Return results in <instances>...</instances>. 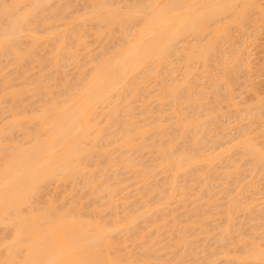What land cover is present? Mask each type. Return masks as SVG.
I'll use <instances>...</instances> for the list:
<instances>
[{"label": "bare ground", "instance_id": "bare-ground-1", "mask_svg": "<svg viewBox=\"0 0 264 264\" xmlns=\"http://www.w3.org/2000/svg\"><path fill=\"white\" fill-rule=\"evenodd\" d=\"M80 1L82 3L85 2V4L87 5L82 4ZM80 1L77 2H80L83 5V7L81 6L82 7L81 9H77L79 8L80 3H78L77 5L76 0H0V106L2 107V104L4 106L5 100L9 102L8 105H10L11 103V106H8L9 107L8 111H6L7 113H9L10 110L11 113H9L5 119L3 118V120H1L2 123L0 122V264H150V263H154L153 261L155 257L153 258V256L156 255V253L158 255L162 254L163 252L160 253V249L161 251H164L163 246L160 247V244H162L160 241H159L160 243L159 242L156 243V245L159 243V245L157 246L153 243L154 241L155 242L157 241V238L153 240V236H152V242H150L151 240L149 236L150 233L152 232H149L147 230L148 228L150 230L151 228H153L151 226V222H154L152 223L153 226H155V223L157 224V226H155L154 228L158 230L161 227H163V226H159L158 228V223H159L158 219L160 218L159 217L160 214L159 212H157L159 209L157 208V205L159 206L161 203H165V200L168 201V199L171 202L173 199L177 197L175 196V194L179 190H181L179 192H182L180 193V195L181 198H183L182 195L183 191L186 192L189 189L191 191L192 188L190 187H192V185L189 184L193 183L192 182L193 180L194 181L196 180L193 178L196 176L195 172L197 170H198V177H195L198 178L197 180H199V177L201 180V178L206 176V173L210 172L211 170L212 172L210 173L211 175L213 174V176H217L214 174L218 173L217 170L219 168L220 170L223 168L222 171L227 170L226 174L224 171L219 172V175L220 176L222 175V177L225 178V179L222 178L223 180H225V182L223 181L225 184L224 183L223 184L226 185L227 187L228 185L229 187L231 186V188L228 187L229 189L226 188V191L228 190V193L224 191L223 192L229 196V193L231 195H234L233 192L237 191L238 189L237 194L236 192L234 193L238 195L240 193L239 191H241V195L239 194L241 198V202L245 200V198L243 200L241 197L244 196L242 195V192L246 193L245 192L246 190L248 191V189L249 190L252 189V185H250L251 184L250 181H248L247 182L248 184H246L241 182V179L243 178L249 179L248 177L250 176H253L254 178V176L256 174H259L260 172H261L260 174H262L263 176L264 173V92L263 91H262L263 93L259 92L260 95L259 93L258 94L256 93L257 94L256 96L255 94H252L253 96H255V98L254 97L250 98L251 97L250 96L249 97L250 100L247 99L244 101L242 100L243 99L242 98L241 99L242 103H237L239 101L236 102L235 99L238 98V97L235 98L236 94L235 96H233V86L234 88L236 87L237 82H239L242 79L241 78L243 76L242 74H244L243 71H241V69L243 68L249 69L246 67L251 64V62L248 60V58H250L248 57L250 56V54H248L249 53L248 47L250 46L249 44L252 41L253 42L256 41L257 37L259 38L258 36L259 33L264 30V0H80ZM249 29L250 30L253 29L252 32H248ZM232 30L236 32L239 36L238 35L234 36V34L236 33L232 32ZM248 33H249V37H248ZM263 33L262 35H260L262 36L261 39H264ZM115 34H118V37H115L116 36ZM244 38L246 40L249 39L248 40V42L250 41L249 44L247 43V41L243 40ZM258 40L260 39H257V42ZM262 43L263 42L260 41V44ZM90 44L91 45L95 44L96 46H98L97 47L98 50L97 48H95L97 53H95L94 55H90L91 50H88L89 49L88 46H91ZM224 45H226L227 47L225 46L226 47L225 48ZM253 45H255V43ZM29 63H33V64L35 63V66L33 64L32 65L35 67L34 70L36 71H33V68H31L33 67L32 65L31 67L28 66L30 65ZM71 66L72 67L75 66V67L72 68ZM68 67H70V69ZM76 67L79 69L77 71L78 75L77 77H75V75L77 74L75 72L74 78L70 79V76L73 75L71 74L69 76L66 69L68 68L69 70H71L72 68L71 71H73V69ZM21 68L24 69L21 70ZM31 70L32 73L29 74V71ZM214 71L215 72L217 71V73H214ZM245 71L246 70H244V72ZM249 72L250 71H247V73L245 74L249 75L248 74ZM62 73H64V77ZM60 74H62V76H59ZM200 74L203 75V77ZM13 75L18 76L16 78L17 79L19 78L21 80L19 84L17 83L19 80L16 82L17 84H15L14 82H13L14 84L13 83L11 84V82L14 79L11 78V76ZM197 76L199 77V79L201 78L204 79L206 77L207 80L204 79V81L206 80L207 82L206 81L204 82L202 80L203 84L206 83L204 84V86L201 84L198 85V83L202 81L196 79ZM246 76H243L244 80ZM166 77L167 78L170 77V80H167ZM251 77L253 78V76ZM16 78L15 81L17 80ZM248 78L245 81L241 80V83L244 82L243 85L241 86H244V88H245V83L246 84L252 83L251 81L252 79L250 80L251 82H248L249 81ZM195 80H198L199 82ZM152 81L155 85L153 83H151L150 85V82ZM152 84L153 87L156 86L155 88H157L156 91L154 88V95H152L153 93ZM149 86L151 87L149 88ZM241 86L240 88H242ZM253 86L250 85L249 88L247 87L246 88L249 90L250 89L252 90L254 88L255 90V87L256 88L257 86L258 88L260 87L259 85L257 86L253 85ZM145 90L146 93L147 90L148 92L150 91L151 92V93L149 92L150 95L147 94L146 96ZM243 91L244 90H242V92ZM248 91L246 94H248ZM255 91L253 92L255 93ZM143 92L145 93V95H140V94H144ZM151 96L152 98H150ZM137 99L138 100L140 99L142 101V105L144 104L145 106L144 109L139 110L140 107H142V105H140L139 107L134 105L140 102V101L137 102ZM151 99L153 100V102ZM197 101L198 103L196 104ZM18 102L21 104L27 102V104L25 108L24 105H22L24 108V109L22 108L23 109L22 111H19L20 108L19 109L17 108L19 112H16L17 111L16 104ZM148 102L151 103L147 105ZM153 103H155L157 106L155 104L153 106L152 105ZM132 105H134L135 107H133ZM32 106L33 108L30 109ZM147 106L148 107L150 106L149 107L150 109H148ZM152 106L154 108L156 107V110H158L156 111L155 109H153L157 113L158 117L151 120L150 118L153 117L152 115L155 116L156 114L155 112H154L155 114H152L153 112L152 113L150 112L151 108H153ZM225 107H227V109L230 108V110L225 111L226 109ZM231 107L234 108L235 111L234 110L232 111ZM137 109L139 111H137ZM188 109L189 110L191 109L192 111L190 110L189 112ZM135 110L137 112H140L137 113L138 115L142 116L140 118L145 117V115L143 116V114L147 112L146 115L147 118L142 120H137L136 118L139 119V116H137V114L134 113ZM185 110L188 112V115ZM223 110L225 112H223ZM230 111H232L233 113L232 117H235V119L232 120L233 122H230L229 125V121H230L229 119H233V118L227 117L228 119L227 118L226 119L228 120V125L227 124L225 125L226 121H224L225 123L222 122L223 120L219 121L221 120L220 117L222 119L225 118L224 115L226 112L228 113V114L226 113V116L228 115L231 116ZM6 112L3 113L6 114ZM185 112H186L185 115L186 117H182V115L184 116ZM148 113L149 115L152 114L150 115V118L148 117L149 116ZM244 121L246 122L244 123ZM219 122H222L223 124ZM234 122L235 123L237 122L236 129L235 127L233 129L229 127L231 126V123ZM29 124L30 126H27ZM219 125L221 127L222 126L229 127V129L227 128L229 131L223 127L221 128V130L224 131L226 129L224 132L227 133L231 132L232 134L229 133L231 134V136H233V133L235 132L236 134V135L234 134L235 137L233 136L232 138L229 134L225 133L227 136L225 134L224 136H226L227 138L228 136H230V138H228V140L226 139V142H224L225 137L221 136L220 139L219 134L216 135L217 133L215 131H214L215 133L214 132L212 133L211 131H213L212 130L213 128L214 130H216L217 128L220 129ZM215 126L218 127H216L215 129ZM232 130H236V131L233 132ZM19 131H21V133ZM16 132L17 133L19 132L22 135L18 137L16 136V139H13L11 136L13 133ZM19 133L17 135H20ZM211 134L213 136H211ZM214 134L215 137L219 136L217 137V140H215L216 138L214 137ZM212 139L215 140V142L213 141L214 144L218 143L219 148H217L216 146L213 147L214 149L217 148L219 150V153H217L218 150H214V151L210 150L214 154L207 153L209 152V150L207 151V148L209 149L212 146L211 147H205V146L206 144L208 145L209 143L211 144ZM219 139L220 141H218ZM155 140L157 142H154ZM216 141L218 142L216 143ZM7 142L9 144H7ZM203 148H205L206 150H204ZM140 150H142V152H140ZM144 150H150L148 151V153L152 154L154 158L149 160L150 159V155H149L148 157L149 159H147L146 161L145 158L148 155L147 152H145L146 153L145 157L142 155L143 156L142 159L139 158L140 162L144 160L145 164L143 162L140 163L139 161H137L138 157L140 156V153L144 154L143 153ZM138 151L139 153H136ZM112 152H114L113 154H115L116 152L118 154L119 152V154L118 155L116 154V157H114ZM130 152H132V154L134 155L138 154V157L136 156L137 158H133L132 157L133 155L130 154ZM128 154H130L131 156L130 155L128 156ZM234 156H236L235 159ZM220 158L223 160V162L217 165L218 163L216 161H219ZM119 159L121 160L118 161ZM115 160H117V162ZM134 160L137 161L138 164L134 163L135 162ZM226 160H233L230 161L231 164L233 162V164L231 165L232 167L230 166V163L228 164L229 161L227 162V166L223 164L224 162L226 163ZM148 161L149 162L152 161V164L149 163ZM146 162H148L151 165H149L148 163L146 164ZM240 162H243L242 164L243 166L239 165ZM121 163H123L125 166L127 165L128 166L127 168L130 169V172H131V168L133 171L134 167L136 168V169L134 168L136 173L138 171L137 175H139L138 177L139 179L136 177L137 175L135 171H133L135 175L132 176L134 174L132 172V175L130 176L131 178L129 177L127 179V183L130 181L129 179L133 180L134 178H137L138 180L136 179L134 180L136 182L133 181L134 184L140 183L138 185H142V184L144 185L145 182H147V180L149 182L151 178H154V181L151 180V182H155L157 180L155 178L160 177L157 175H161L163 173L168 174V172L171 173V175L170 174L167 175V178L165 177L167 180L165 178L160 179L162 181L160 183L163 184L158 183V181L160 180L156 181L154 183L155 185H153L150 182L152 184L151 187H149L148 185L149 183H147L148 186L145 184L147 186V190L140 191L142 193L144 192L147 193V195L145 193L146 196L144 199L142 198L144 194L142 196L138 194L139 198H142L145 201V199H147L152 193V190L156 191L155 194H157V196L155 195L154 199H151L153 198L154 193L151 194L150 199L153 201L150 200L149 202H157V201L160 202L159 204L158 203L152 204V207L149 202H146L147 204H145L146 207L147 205H150L149 207L151 211L153 210V207L157 208L156 209L157 211L155 210V208L153 210L154 213L157 212V216L154 213H151L149 211L150 209L147 210V212L149 211L151 214L150 215L148 212L150 216L148 218L150 219L148 220L147 218L148 224L151 227H146L147 232L146 230H144L146 233L143 234L142 232L143 230L138 229L140 227V224L134 221L137 220L139 216H142L144 211L146 212V210L143 209V207H139L142 206V204L138 206L139 208L137 207L140 200L139 199H138L139 201L136 200L138 201V204L136 202L131 201L132 203H135L138 209H143V211H139L138 209H136V211H139L137 215H139V213L142 212V214H140L138 217H136L137 216L136 212L135 213L132 212L131 213L132 215L130 214V212L133 211V209L135 210L136 208L134 204H132L131 202L130 203L133 209H131L130 211L129 208L132 207H129L127 212L128 211L130 212L128 213L125 212L126 209L124 210V212L129 216L128 217L124 215L125 216V218H123L124 222L130 220L129 224L127 223V226H130L131 223H132L131 226H133L130 227L129 229L131 230L133 229L134 231L135 229L139 230L138 232L137 231L134 232L135 238L131 237L133 238L132 241L134 239H137V241L138 239L144 241L145 240L144 238L148 237L149 239L146 238L147 240L146 243L148 245L152 243L156 246L155 247L149 245L148 247L147 244L145 245V243L139 241V243L142 242L146 246L145 249H143L144 245L140 244V249L145 251V253L148 250H151L148 252V254L150 255L152 254V256L148 257V259L153 258L152 259L153 261L150 259L152 262L150 260H147V257L144 256L139 257L140 258L138 259L139 262L136 260L135 257L133 258L131 256H128V254L130 253L134 254L132 256H136L137 253L139 255L140 252H143L140 249L137 250V248H135L137 250V253L135 252L133 245L135 242H137L136 240L134 243H132L131 241V246L134 251L131 250V247L130 248L128 247L129 252L128 251L126 252L128 248H126L125 251L119 250V246L120 249H122L123 247L121 245H125L126 243L130 244V242L128 239L129 235H126L127 241L125 240L126 237L125 239H122L126 241L125 244H123L124 242L121 240L120 241L123 243L119 242L120 243L119 245L117 244V242H115L118 239V237L115 236V234L119 233V230L126 232L128 229H126L125 231V228L121 223L123 222L121 218L123 216L120 217L121 211L120 209H115L113 204L112 206L110 205L111 207H113V209H111L113 211L112 212L110 211L112 216L111 214L109 215L107 214V216L110 218H106L107 216L105 215L103 221L105 219L109 220L113 218L114 210L120 211L117 217L115 215L116 212H114L115 213L114 215L116 218L119 219L120 217L121 219L120 220L116 218L115 220L111 219L112 221L109 222L110 224L109 225L108 223L106 224L105 221L104 223H102L103 222L102 220L100 221L102 217L101 218L99 217L100 218L99 219L98 218L99 215H97V212L98 214L101 215L103 209L106 210L107 209L106 207H109L110 209V206H106L104 204L106 207L102 209L100 208L102 207V205H100L99 208H96L97 210H95V208L94 209L90 208L91 212H89V207H88L86 208V210H88L89 214H85L83 212L85 214L84 215L82 213L84 206L86 205V203L85 205H83V203L84 201L87 202V200H83V199H85V196H89V194H86L87 190L84 191V193L83 191L81 192V194L82 193L84 194L81 195L80 198L83 201V203L79 202L80 199L78 200V204H75V201L69 203L68 200L69 204H72L73 202L74 204L67 206L68 203H66L65 204L66 207H61L64 205H61V203H59L60 204L59 205L57 203L59 201L55 200L56 197L54 198V195L52 196L53 193L50 194L47 192L48 195L50 194V197H48L49 199L47 201H45V199L47 198L48 195L46 194L43 195V193H46L45 191L46 186L50 187L47 184L48 183L50 184L51 181H54V184L56 183L55 185H58L57 183L61 182L62 186L64 185V183H70L69 187L67 186V188H69V191L71 189H74L72 191L73 193L69 192L74 194L75 190L80 189V187L76 186L77 180L83 178V180L85 181V185L90 186L87 187L89 188L88 189L89 191L92 190V188L93 189L95 188L96 189L95 193H99V194L105 193L104 195L107 196L106 199V196L104 197L103 195H101L102 197H99L98 194V199H97L96 198L97 195H95V193L92 194V191H90L91 193L88 191L90 193V196L93 195L92 196L93 201H94L93 197L100 201H102L105 198L106 200H103L104 202L107 201L108 204H111V202L114 203V200L117 198H114L113 196L116 195L117 193H119L118 195H120L122 192L125 191L126 188L129 187L128 185H126L125 187L121 185V184H125L122 183V181L125 182L126 179L125 177L124 179L122 177L120 180L117 179V177L121 175L117 173L118 172L117 169L119 168V167L117 168V166H120ZM128 163L132 167H129ZM220 164H222L221 165L222 168L218 167L220 166ZM236 164H238L239 166ZM196 165L199 168L197 169L194 168V166ZM241 166L244 169H246L245 167L247 166L249 167V169L240 170ZM225 167L226 168L228 167V169L233 168V171L229 170L231 171L229 172L228 169H226ZM123 168L120 166L119 172L121 170H124ZM127 168L125 167V170H127ZM193 169L196 170L194 173L193 171L191 173V170ZM209 169L211 170L209 171ZM214 169L215 171H213ZM200 170L204 171L202 172V174L206 172L204 176L202 174L201 176H199ZM241 171L242 172L244 171L245 173H249L250 175L246 174L248 176H245L244 172L240 174ZM121 172L124 173V175L128 174V173L125 174V172L123 171ZM184 172L186 173L184 174ZM189 172L191 174H195V176L193 175V177L190 178V180H188L191 183L187 181V177L191 175ZM187 173H189L188 176L186 175ZM209 174H207V176ZM238 174L239 176L241 175L242 177L239 176L236 177V175ZM115 175L117 177H115ZM179 175L181 177H179ZM207 176L206 178H202L203 182L205 181L204 179L207 180ZM213 176H210L209 180L212 179L213 181L216 182L217 178L215 177L216 179H213ZM257 176H255V178ZM183 177H186V179L185 178L183 179ZM228 177L231 178V180ZM234 177L235 179L232 180V178ZM227 178L229 180H227ZM253 178H251L250 180L252 181ZM112 179L116 180V182L119 181L121 184L120 183L116 184V182L112 183L113 182ZM164 179L166 181H164ZM178 179L180 181L181 179L184 180V184L183 185L180 184L182 185L181 187L183 190L177 189L179 186L178 183H182V181L180 182ZM238 179H240V181ZM246 179H243V181H245ZM177 180L179 182H177ZM185 180L187 183H185ZM200 180L199 182H197L198 184L196 182L195 183L197 184V186H200V187H196L199 188L198 191L202 190V192H206V191L207 193H209V191L211 192L212 189L210 188L212 186L214 187L215 186L214 184H217L215 182H212L211 180L210 182H212L211 184L213 185L208 186L209 182L203 183ZM81 181L82 180L78 182L80 183ZM84 181H83V188L85 186ZM257 181L259 182V180ZM75 182L76 184L74 185ZM95 182H98V184L96 185ZM231 182L234 184V186H232ZM235 182L238 185H236ZM52 183L50 185H53ZM79 183L78 185L81 186L82 189V184ZM156 183L160 184V187L158 186L159 188L156 186ZM202 183L203 184L206 183L207 184L206 187L202 186L203 185ZM242 183L243 185H240ZM71 184H73L74 188L70 189ZM119 184L122 187L119 186ZM185 184L186 186H188L187 188L189 189H187L186 186H184ZM166 185L168 189H164ZM235 185L237 187L232 189V187H235ZM153 186L155 187V190L154 188L152 189ZM63 187L65 189L66 185H64ZM75 187H77L78 189H75ZM145 187L143 188L142 186H139V188H143L144 190ZM181 187L179 186V188ZM203 187L204 189L207 188L205 189L206 191H203ZM139 188L137 190H142ZM244 188H246V190ZM64 189L62 188V190ZM148 189L150 190L151 193H149ZM230 190L231 191L233 190V192H231ZM195 191L197 190L195 189ZM256 191L257 189L255 190V192ZM78 192L80 193V191ZM179 192L177 193L178 196H180ZM196 193H192L191 195L193 194L196 195ZM261 193L263 192L261 191ZM41 194L43 197L44 196L45 197L44 198L41 197ZM185 194L187 195V193ZM185 194L184 196H186ZM123 195L121 196L120 199L118 197V199L122 201L123 199L127 200L126 193H125L126 198L122 199V197H124ZM172 195L174 196V198L171 200ZM205 195L206 193H204L203 198L205 197L208 198L209 196L210 199L211 195L209 194L206 196ZM231 195L229 197L227 196L228 200L229 199L230 200L229 201L226 200V201L229 203L223 201L226 203L224 205H228L230 207L229 208L228 206H226L229 209L228 210L223 205L222 207H224L225 210L227 211V212L224 211V213L227 214L229 211L233 212L234 206H237L235 207L234 211L240 208L239 210L240 213L242 211L241 208L243 203H240V201L238 200L240 199L239 196L235 195L238 198L236 199L235 196L230 198ZM60 196L62 198V194ZM83 196L84 198L82 199ZM197 196L200 195L197 194L194 197ZM212 196H211V201H212ZM216 196L217 195L215 194V197ZM219 196L220 195L218 193V197ZM188 197H190V194L188 195ZM227 197L225 198L223 195V198L227 199ZM41 198L44 199L45 202L42 201ZM61 198L58 197V200H60V202L63 199ZM112 198L114 199L112 200ZM161 198L164 199V202L159 200ZM223 198L221 200L220 198L218 199L222 201ZM155 199L157 201H154ZM180 199L177 200L181 201ZM197 199H199V197H197ZM197 199L195 200L193 199V200L197 201ZM260 199L262 200L263 198L261 197ZM119 200L118 203L120 202ZM186 200L187 198L184 201ZM254 200H252V202ZM257 200L259 199L256 198V201ZM100 201H98V203H100ZM167 201H166V207H168ZM194 201L191 202L193 203ZM237 201H239V203H236ZM104 202L101 203L103 204ZM209 202L207 201L206 203L208 204ZM212 202L214 203V201ZM88 203H90V201ZM175 203L176 202L174 201L173 204ZM244 203L246 202L244 201ZM95 204L92 205L95 206ZM155 204L156 206H153ZM250 204L252 205V203ZM92 205L90 207H92ZM117 205H115L116 208ZM216 205L214 206L217 207ZM232 205H234L233 208ZM143 206H144V202H143ZM193 206H196V204L195 205L193 204ZM219 206L221 205H218V207ZM246 206L247 205H244L245 208H242L243 210L245 209L244 211L248 210L250 212V210L251 211L256 210L257 208L256 209L252 208V207L255 208V206L256 207L258 206L259 209H262L259 207L261 206L259 204L253 205L250 208H249L250 205L248 204L249 209L247 210H246L247 208ZM183 207L184 205L181 206V208L179 209H183ZM200 208H202L201 204L199 209ZM98 210L101 213H99ZM161 210H164V208L161 207L160 209V213L162 217ZM167 210L168 209L166 208V211ZM169 211H171V208ZM175 211H176V207L175 210L173 211L174 216H176ZM248 211H247L248 214L246 213V215L247 217L248 215L250 216L247 218V220H245L246 222L253 220L255 216L251 217V215H255L254 213H257V212H252V214L251 213L249 214ZM261 211L262 210L258 212L260 213ZM204 212L202 211V213L200 212L198 214L197 211L196 213H192V215L198 214L200 216V214L203 215ZM237 212H234L232 214L235 213L237 214ZM168 213L170 214V212ZM206 213H208V215L209 214L211 215L212 212L211 213L205 212L204 215L207 218L208 215ZM169 214L167 215V218L165 217L164 222L169 218L170 216ZM232 214L228 213L227 218L226 216L223 217V219L226 218L224 220L227 221V227L224 224L226 221L222 223V227L224 226L223 228H221V223L219 224V226L216 223L217 231L219 229L218 234L216 233L217 231L215 229L216 235H219L220 233H221L220 235H222V233H224L222 235L223 239L221 238L222 240H224L223 245L226 244L227 239L229 238L231 239L230 237L231 233H233L234 231L237 233L239 231L238 228L239 221L237 222L238 224L232 223L237 221V219L239 218L238 216L239 214L237 216L236 215L233 216ZM154 215H155V221L154 218H152V216L154 217ZM147 216L145 215V218ZM181 216L178 217L181 218ZM156 217H158L157 220ZM190 217H188L189 222L191 219H197V222L196 220H192L190 223H188V226L189 224H191V226L194 227L191 228L189 226L187 227V229L185 228L184 229L185 232L189 230V228L190 230L191 229L193 230L197 227L199 228L200 226L201 230L198 229L197 231L195 229V232L196 233L201 232L202 234H204L207 233L206 231L208 230H206L205 232H203V230L209 229V226H211V224L213 226V223L209 224L212 220L210 221L209 219L210 222L205 223V221L208 220L205 218L206 220L204 219L205 221L202 222H204L205 224H209V226H205V228L202 226L204 228L203 229L201 227V221H200L203 220V218L199 219L197 218V215H195V218H193L194 216L191 218ZM260 217L261 219L263 218L264 220V215L263 217L259 216V218ZM145 218H143L144 220L142 219L139 220L147 222ZM171 218L173 219V217ZM216 218L214 217L213 219L215 220ZM257 218H258V214L257 217H255L254 219L259 220V218L258 219ZM151 219L152 221H150ZM179 219L178 220L175 219V220L176 222L178 221V223L181 224L182 226V221L180 223ZM108 220L106 222H108ZM133 221L135 222L136 226H138L137 228H134L135 226L133 224ZM166 222L169 221L167 220ZM183 222H185L184 224H186L187 221H183ZM173 223L174 224H172V227L175 226V221ZM178 223L176 224V228H178L179 226ZM231 223L233 228H234V224L235 226L237 225L238 231L236 228L234 230L232 227H231L232 229L230 228L231 231H229V227L231 226ZM254 223L255 222L253 221L252 224L253 230H255L257 226V224L256 226H254ZM168 224H165V226H168ZM196 224H198V226H196ZM186 226L183 225L181 231ZM240 226H242V224H240ZM259 226H261V224H259ZM122 227L124 230L121 229ZM172 227L171 229H169V231L176 229V228L172 229ZM242 227H240V231L242 230L243 232ZM154 228L152 229L153 231L152 234H154L155 232ZM261 228L263 227L261 226ZM248 229L250 230V227H248ZM192 230L188 231V233L192 232ZM221 230L222 232H220ZM121 231L120 233H122ZM173 231H174L173 233L176 234L175 230ZM178 231L180 230L176 229L177 234ZM246 231L248 230L246 229ZM257 231H259V229ZM260 231L264 232L263 230ZM129 232L131 233V235L133 234L132 233L133 231L131 232L130 230H128V234ZM136 232L137 233L142 232L140 234H142L143 236L140 234L138 236H142L144 240L142 239V237L139 238L136 235ZM182 232L184 233V231ZM193 232L191 235L189 233L188 237L185 235L184 237H181L180 234L178 235L176 234L177 236L173 235L175 236V238L177 237L181 238V240L178 239L181 242L180 245L178 243L179 241L177 242V239L175 241L178 243L179 247L182 245L181 246L183 247L182 251L184 249V246L187 248L186 246L187 242L189 244V245L187 244L189 247L190 243L199 241L197 240V241L189 242V240H193V237L194 239H196L197 237L195 236L201 234V233L199 234L197 233L196 235V233H194L195 234L194 235ZM120 233L118 234L119 238L121 235ZM148 233L149 236L146 235ZM164 233L165 235L167 234V232ZM211 233L212 232H210V235ZM171 234L170 237L168 238V241L171 237L173 238ZM239 234L242 233L239 232ZM123 235L125 236V234L122 233L121 238H124ZM181 235L183 236V234ZM207 235L209 236L208 233ZM224 235L226 238H224ZM234 235H232V238ZM254 235L257 236L258 233ZM159 236H161V234ZM159 236L157 237L159 239L160 238L162 239V237ZM191 236L192 239H190ZM241 236L242 235H240L239 237ZM243 236L245 237L246 235ZM186 237L189 240L187 241V239H185L186 241H183L184 240L183 238ZM211 237L213 239V236ZM163 238L167 239V236ZM246 238L248 239V237ZM261 239L263 241L259 242L260 236H258L257 238L254 239L256 240V242L254 241L250 244L247 245L245 244L246 246H248V249L244 251L242 250L243 253L242 251L240 252L242 254L239 255L242 256L239 255L237 257L233 256L236 258V260L235 259L234 260L236 262L239 261V264H264V236H262ZM204 240H207V238ZM239 241L237 242L240 245L242 243L244 244L243 238L242 240L240 239ZM202 242H204L205 244V241ZM237 242H235L236 245L238 244ZM139 243H137L136 246H138ZM165 243L166 241L164 242V244ZM173 243L174 242L172 241V247L171 245L170 246L166 245L165 247H169V248L171 247L172 249L174 248ZM177 243L176 245L174 244V246H177ZM215 243L216 241L214 242V244ZM217 244H218V240H217ZM197 245H200V243ZM208 246L206 245V247ZM147 247L148 249H146ZM152 247L154 248V251L152 250L153 249ZM193 247L196 248L197 246L194 245ZM193 247L191 244V248ZM211 247L212 245L209 248ZM156 248L159 250V252L157 250V252L154 253L156 251ZM186 248L184 250V255L192 254L193 256L194 254H196V257H194L195 256L194 255L193 258L198 259L197 253H195L196 250L198 249H191L189 247L191 253L189 252V248H187L189 252L188 254L185 253L187 252ZM237 248H239V246H237ZM176 249L174 248L172 250H176ZM199 249H201V247H199ZM212 249L211 250L207 249V250H209L210 252L214 250L216 251V249L214 250ZM192 250H195V252H192ZM215 251L213 252L215 253V256L213 257L211 255V258L215 259V257H217L216 252H218V250L216 252ZM226 251L227 248L222 249V251H219L217 255H224ZM123 252H126L127 254L124 253L126 254L124 256L122 255ZM179 252L178 255H176L179 257V259L175 255L174 256L176 259L172 258L173 261L175 262V263L173 262L174 264H176L178 260L179 262L181 261L183 262L184 259H186V257L183 259L184 257L183 252L182 253L180 252V254L182 255H179ZM227 252L230 253L229 251ZM199 253L201 254L203 252H199ZM169 255L171 256L172 254ZM203 256L205 257L206 255ZM181 257L183 260L181 259ZM206 257H210V254ZM227 257L229 256L227 255L226 258ZM156 258L155 261L158 260L157 261L158 264L161 263L173 264L171 263L172 260H169L168 257H167L168 260L167 261L165 260V263L163 262L164 258L163 260L160 258L162 262H160L161 260L158 259L159 256L157 259ZM214 259H212L213 261L212 260L208 261L209 258H207L206 263L214 264L215 261L217 263L220 261L219 260L220 258L218 260L216 259L214 260ZM225 261L223 262L226 264L227 261L226 262ZM179 262L177 264H179ZM184 262L182 264H185ZM188 262L187 264H191L192 260L190 263ZM194 263L198 264L195 261L193 262V264ZM206 263L204 262L201 264H206Z\"/></svg>", "mask_w": 264, "mask_h": 264}, {"label": "rangeland", "instance_id": "rangeland-1", "mask_svg": "<svg viewBox=\"0 0 264 264\" xmlns=\"http://www.w3.org/2000/svg\"><path fill=\"white\" fill-rule=\"evenodd\" d=\"M77 1H80V0H76V2H77ZM80 2H81V1H80ZM80 2H77V5H78V3H80ZM81 3H82V2H81ZM81 3L79 4V8H77V9H81V8L83 7L82 4L87 5V4H85V2L82 3V4H81ZM81 6H82V7H81ZM84 7H85V6H84ZM75 8H76V7H75ZM252 30H253V29H252ZM252 30L249 29L248 32H252ZM263 31H264V30H263ZM263 31H261V32L263 33ZM232 32H234V31L232 30ZM261 32H260L259 35H258L259 38L257 37V39H260V40H258V42H257V39H256V41H254V42L252 41L253 44L255 43V45H253L252 42H250V41H249V42H250V44H249V42H248L249 39H247V40H246L245 38L243 39L244 41H247V43L250 45L249 47H251V48L248 47V51H249L248 54H250V56H248V57H250V58L252 57V58H251V59L248 58V60L251 62V64H250L249 66H247L246 68H249V69H245V68H243V69H241V71H243V73H244V74H242L243 76H246L247 74H245V73H247V71H250V72L248 73L249 75H247V76L245 77V80H246V79L248 78V76H249V78H248L249 81H248V80H247V81H248V82H251V81H252L253 84H252V83H247V84H248V86H247V84L245 83V88H244V86H241V85H243V83H244V82L241 83V80H244V77L242 76V77H241L242 79H241V78H240L241 80L239 79V80H240L239 82H240L241 84H240L239 82H237L236 87L234 88V86H233V96H235V94H236V97H235V98H237V97H238V98L235 99V100H236V102L239 101V102H237V103H242V102H241V99H242V98H243L242 100H244V101L247 100V99L250 100V98H253V97L255 98V96H256L259 92H261V93L264 92V72H262V71H264V41H263L264 39H261V38H262V36H260V35H262ZM234 33H236V32H234ZM234 33H233V34H234ZM246 34H247V33H246ZM115 35H116L115 37H118V34H115ZM235 35H238V34L236 33V34H234V36H235ZM238 36H239V35H238ZM263 36H264V33H263ZM236 37H237V36H236ZM246 37H247V36H246ZM248 37H249V33H248ZM250 40H251V39H250ZM252 40H253V39H252ZM260 41L263 42V43H262L263 45L260 44ZM256 42H257V43H256ZM251 44H252L253 47L251 46ZM259 44H260L261 46H260ZM90 45H91V44H90ZM94 45H95V44H92L91 46H88V48H89L88 50H91V52H90L91 54H90V55H94L95 53H97L95 48H97L98 46L95 45V46H96V47H95ZM97 45H98V44H97ZM258 45H259V46H258ZM92 46H93V47H92ZM225 46H226V45H224V47H225ZM256 46H257V47H256ZM90 47H91V49H90ZM226 47H227V46H226ZM226 47H225V48H226ZM254 47H255V48H254ZM252 48H253V49H252ZM259 48H260V49H259ZM92 49H93V50H92ZM254 49H255V50H254ZM94 50H95V51H94ZM97 50H98V48H97ZM251 50H252V51H251ZM250 51H251L252 53H254V54H252ZM261 51H262V52H261ZM256 53H257V54H256ZM260 53H261L262 55H261ZM252 55H253L254 57H253ZM255 55H257V56H255ZM256 60H257V61H256ZM259 60H260V61H259ZM253 61H255V62H253ZM29 64H30V65H28V66L31 67V65H32L33 63H29ZM255 64H256V65H255ZM261 64H263V65H261ZM33 65L35 66V63H34ZM33 65H32V66H33ZM34 66L31 67V68H33V71H36V70H34V68H35ZM71 67H72V66H71ZM73 67H75V66H73ZM73 67H72V68H73ZM68 68L70 69V67H68ZM68 68L66 69L68 75H69V76H70L71 74L73 75V76H70V79H71V78H74L75 72L77 73V74L75 75V77H77V75H78V72H77V71H78L79 69L76 67V68L73 69V71H71L72 68H71V70H69ZM22 69H24V68H21V70H22ZM75 69H76V70H75ZM261 69H262V70H261ZM244 70H246V71L244 72ZM260 71H261V72H260ZM70 72H72V73H70ZM31 73H32V70L29 71V74H31ZM214 73H217V71H216V72L214 71ZM241 73H242V72H241ZM241 73H240V76H241ZM251 73H252V74H251ZM62 74H63V77H64V73H62ZM62 74H60L59 76H62ZM178 74H179V72H178ZM260 74H261V75H260ZM66 75H67V74H66ZM68 75H67V76H68ZM176 75H177V73H176ZM200 75H201V74H200ZM201 76L203 77V75H201ZM251 76H253V78H252ZM254 76H255V77H254ZM259 76H260V77H259ZM16 77H18V76H14V75L11 76V78H14L13 81L11 82V84H12L13 82H14L15 84H17V83L19 84V83L21 82V80H20L19 78L17 79ZM250 77H251L252 80L250 79ZM15 78L17 79L16 81H15ZM166 78H167V77H166ZM200 78H201V77H200ZM68 79H69V78H68ZM196 79H199V77L197 76ZM204 79H206V77H205ZM204 79L201 78V79H199V81H202V80L204 81ZM18 80H19V81H18ZM167 80H170V77L167 78ZM167 80H166V81H167ZM206 80H207V79H206ZM206 80H205V81H206ZM245 80H244V81H245ZM250 80H251V81H250ZM17 81H18V82H17ZM195 81L199 82L198 80H195ZM203 81H202V82H199L198 85L201 84V85L204 86V84H206V83L203 84ZM205 81H204V82H205ZM16 82H17V83H16ZM206 82H207V81H206ZM14 83H13V84H14ZM151 83H153V81L150 82V85H151ZM153 84H154V83H153ZM153 84H152L153 91L151 90V91L153 92L152 95H154V88L156 87V86L153 87ZM239 84H240V85H239ZM148 85H149V84H148ZM154 85H155V84H154ZM250 85H252V86H253V85H255V86L259 85V86H260V87H259L260 89H259L258 86H257V88L255 87V90H256V91H255L254 88H253L254 86H253V87H250V88H253L252 90L255 91V93H254L251 89H250L251 91H250L249 89H247V88H249ZM238 86H239V87H238ZM240 86H241L242 88H240ZM147 87H148V86H147ZM150 87H151V86H149V88H150ZM246 87H247V88H246ZM261 87H262V88H261ZM146 89H148V88H146ZM257 89H258V90H257ZM156 90H157V88H155V91H156ZM236 90H237V91H236ZM240 90H241V91H240ZM242 90H244V91L242 92ZM248 90H249V91H248ZM238 91H240V92H238ZM247 91H248L249 96H248V94H246ZM262 91H263V92H262ZM149 92H150V91H149ZM149 92H148V90H147V93H146V90H145L146 96H147V94L150 95ZM143 93H144V92H143ZM145 93H144V94H140V95H145ZM150 93H151V92H150ZM156 93H157V92H156ZM242 93H243L244 95H243ZM256 93H257V94H256ZM237 94H238L239 96H238ZM252 94H255V96H253ZM140 95H138V96H140ZM241 95H242V96H241ZM259 95H260V93H259ZM247 96H248V97H247ZM250 96H251V97H250ZM239 97H241V98H239ZM245 97H247V98H245ZM249 97H250V98H249ZM137 98H138V97H137ZM139 98H141V97H139ZM150 98H152V96H151ZM151 100H152V99H151ZM139 101H140V102H139ZM146 101H147V100H146ZM137 102H139V103H138V104H134V105H136L137 107H139L140 105H142V101H141L140 99H139V100L137 99ZM137 102H136V103H137ZM152 102H153V100H152ZM2 103H3V102H2ZM5 103H7V104H5ZM5 103H4V106H3V104H2V107L0 106V108L3 109V110L0 109V114H1V116H0V122H1V120H3V118L5 119L6 116H8L9 113H11L10 110H9V113L6 112V111H8V109H9L8 106H11V103H10V105H8L9 102H8L7 100H5ZM150 103H151V102H148L147 105H149ZM155 103H156V102H155ZM155 103H153L152 105L154 106ZM197 103H198V101L196 102V104H197ZM18 104H19V105H18ZM20 104H21V103H19V102L16 104V109H17V108H18V109L20 108L21 110L19 109V111H22V110L25 108L27 102H25L24 104L22 103L21 105H20ZM33 104H34V103H33ZM22 105H24V108H23ZM134 105H132V106L135 107ZM155 105H156V104H155ZM19 106H21V107H19ZM33 106H34V105H33ZM33 106H32L31 108H30V107H29V108L32 109ZM143 106H144V104L142 105V107H143ZM153 106H152V107H153ZM156 106H157V105H156ZM137 107H136V108H137ZM142 107H140L139 110H142V109L145 108V106H144L143 108H142ZM149 107H150V106H149ZM149 107L147 106L148 109H150ZM22 108H23V109H22ZM29 108H28V109H29ZM225 108H226L225 111H226V110H228V111L230 110L229 107H228L229 109H227V107H225ZM18 109H17V111H16V110H15V111H16V112H19ZM28 109H27V110H28ZM30 109H29V110H30ZM153 109L156 110V107H155V108H154V107L151 108L150 112H151V113L153 112L152 114H155L156 112H155V110H153ZM158 109H160V108H158ZM231 109H232V111L234 110V108H232V107H231ZM139 110L137 109V111H139ZM190 110H191V109H190ZM190 110L188 109L189 112H190ZM137 111L135 110L134 113H135V114L140 113V112H137ZM156 111H158V110H156ZM185 111H186V110H185ZM191 111H192V110H191ZM225 111L223 110V112H225ZM228 111H227V112H228ZM232 111H230V112H231V116H230V115L226 116V113H227V112H226L225 115H224L225 118L222 119V118L220 117L221 120H219V121H222V120H223L222 122L226 121V123H225V122H224V123H225V125H226V124L228 125V120H227V119H228L229 117H231V118H233V119H229V120H230V121H229V125H230V122H233L232 120L235 119V117H232V114H233ZM234 111H235V110H234ZM3 112H4V113L6 112V114H4ZM150 112H149V113H150ZM154 112H155V113H154ZM186 112H187V111H186ZM186 112H185L184 116L182 115V117H186V116H185V115H186ZM230 112H229V114H230ZM149 113H148V115H149ZM3 114H4V115H3ZM152 114H150V115H152ZM227 114H228V113H227ZM234 114H235V113H234ZM144 115H145V117L140 118V117H142V116H140V115L137 114V116H139V119H138V118H136V119H137V120H142V119L147 118V116H146V115H147V112H146L145 114H143V116H144ZM150 115L148 116L149 118H150ZM187 115H188V112H187ZM189 115H190V113H189ZM152 116H153V117L150 118L151 120H152V119H155V118L158 117L157 113L155 114V116H154V115H152ZM222 117H223V116H222ZM227 117H228V118H227ZM226 118H227V119H226ZM224 119H225V120H224ZM222 122H219V123H222ZM245 122H246V121H244V123H245ZM1 123H2V122H1ZM234 123H235V122H234ZM234 123H231V126H229V127H231L232 129L235 127V129H236V126H237L236 123H237V122L235 123V126H234ZM31 124H32V123H31ZM222 124H223V123H222ZM222 124H221V125H222ZM239 124H240V123H239ZM27 126H30V124L27 125ZM219 126H220V125H219ZM216 127H218V126H215V129H216ZM222 127H223V128H226V129H227V128L229 129V127H225V126H222ZM222 127L220 126V127H219L220 129L217 128V129L220 130V131H218L217 129L214 130V128H213V129H212L213 131H211V132L213 133V132L215 131V132L217 133L216 135L219 134L220 137H219V136H217V137H219L220 139H221V136L225 137V138H224V140H225L224 142H226V139L228 140V138H230V136H231L232 133L229 132V133H231V134H229V133H227V132H224L226 129H225V130L223 129L224 131H222V130H221ZM231 128H230V130H231ZM228 129H227V130H228ZM169 131H170V130H169ZM217 131H218V132H217ZM228 131H229V130H228ZM232 131L234 132V131H236V130H232ZM19 132L21 133V131H19ZM19 132H18V133H19ZM215 132H214V133H215ZM220 132H221V133H220ZM18 133H17V132H16V133H13V134H14V137H13V134H12L11 137H12L13 139H16V136L18 137V136H21V135H22V134H20V133H19L20 135H17ZM22 133H23V131H22ZM225 133H226V134H229L230 136H228V138H227V137H226L227 135H226ZM224 134H225L226 136H224ZM234 134H235V132L233 133V136H234ZM235 135H236V134H235ZM211 136H213V135L211 134ZM233 136H231V137L233 138ZM214 137H215V134H214ZM217 137H215V138H216L215 140H217ZM234 137H235V136H234ZM22 138H23V136H22ZM17 139H18V138H17ZM220 139H219L218 141H220ZM215 140L212 139V143H211V144H210V143H209V145L206 144L205 147H211V146H212V147H211L212 149H211V148H209V149L207 148V151L209 150V152H207V153H213V152H211L210 150H212V151H214V150H218V149H217V148H219V145H218V143H217L218 141H216L217 144H214V143H213V141L215 142ZM149 142H150V141H149ZM152 142H153V141H152ZM152 142H151V143H152ZM154 142H157V141L155 140ZM210 142H211V141H210ZM222 142H223V140H222ZM220 143H221V142H220ZM220 143H219V144H220ZM7 144H9V143L7 142ZM212 144H214V145H212ZM213 146H214V147L216 146L217 148L214 149ZM203 147H204V146H203ZM203 149L206 150L205 148H203ZM113 151H114V150H113ZM148 151H150V150H144V152H143L144 154L140 153V156H139V157H138V154H135V155H134V154H132V152H130V154L133 155V156H132L133 158H137V157H138V160H137V161H139V162H140V159H142L143 156L145 157V154H146L145 152H147V155H148V156H146V158H145L146 161H147V159H149V158H148L149 155H150V159H149V160L154 159L153 156H152V154H149ZM114 152H115V151H114ZM114 152H112V154H113ZM140 152H142V150H140ZM216 152H217V151H216ZM216 152H215V154H216ZM133 153H134V152H133ZM136 153H139V151L136 152ZM152 153H153V152H152ZM217 153H219V150H218ZM116 154H117V152H116L115 154H113L114 157H116ZM118 154H119V152H118ZM118 154H117V155H118ZM130 154H128V156H129ZM213 154H214V153H213ZM142 155H143V156H142ZM130 156H131V155H130ZM136 156H137V157H136ZM154 156H155V154H154ZM123 157H124V156H123ZM125 157H126V155H125ZM151 157H152V158H151ZM139 158H140V159H139ZM222 158H224V157H222ZM235 158H236V156H234V159H235ZM123 159H124V158H123ZM120 160H121V159H119L118 161H120ZM220 160H222V159L220 158ZM220 160H219V161H220ZM224 160H225V159H224ZM115 161L117 162V160H115ZM134 161H135V160H134ZM137 161H135L134 163L138 164ZM219 161H216V162L218 163L217 165H219V163H222V162H223V160L220 161V162H219ZM228 161H229V162H228ZM230 161H233V160H226V163L224 162L223 164H224L225 166H227V162H228V164H229ZM142 162L145 164V161H144V160H142ZM142 162H140V163H142ZM148 162H149V161H148ZM148 162H146V164H147ZM216 162H215V163H216ZM123 163H124V162H123ZM123 163L120 164V166H121L122 168L124 167V168H123L124 170H121V171L125 172V174L128 173L129 175H128V174L124 175V173H122L121 171L119 172V168H120V166H117V168L119 167V168L117 169V170H118L117 173H119V174H121V175L118 176L119 178H118L116 175H115V177H117L118 180H120L121 177H122L123 179H124V177H125V178H126V179H125V182L122 181L123 179L121 180L122 183H125V184H121L119 181L116 182V180H113L114 177H113V179H112V180H113L112 183H115V182H116V184L120 183V184L123 185L124 187H125L126 185L129 186V187L126 188L125 191L122 192L120 195H118L119 193H117L116 195L113 196L114 198H117V199H118V197H119V199H120L121 196H122L123 193H124V195H123L124 197H122V199L127 197V200H128V201H127L126 199H123V201L118 199V200L120 201L119 203H120L121 206L119 205L117 199L114 200V203H115V204L112 203V202H111V204H108L107 201H105V202H106V203H105V202L103 201V200H106V199H107V196L104 195L105 193H100V194H99V193H95V192H96V189L94 188V189H95V191H94V189H93L92 186H91L92 190H90V191H92V194L95 193V195H97V197L94 195L97 199H98V194H99V197H102L101 195H103L104 197L106 196V199H105V198H104V199L102 198L103 200L101 199L102 201L97 200L96 198L93 197V199H94V201H93V200H92V196H93V195L91 194L92 196H90V193H91V192L88 190L89 188H87V187H90V186H89V185H87V186L85 185V181L83 180V178H82V179L80 178V180H82L80 183L78 182V181H80V180H77V184H76V182L74 183V185L76 184L77 187H80L79 190H75L74 194H72V193H73L72 191H73L74 189H71V188H74V187H73V184H71V186H70V189H71V190L69 191V188H67V186L69 187V184H70V183H64V185H66V188L64 189V187H63L64 185L62 186V183H61V182H60L61 184H60V183H57L58 185H55L56 183L54 184V181H51L50 184L53 182L52 184L55 185V186L50 185V184L48 183L47 185H49L50 187L46 186V190H45L46 193H43V195H45V194L48 195V193H50V194L53 193L52 196L54 195V198L56 197L55 200H56V201H59V202H57V203H58V204L61 203V205H64V206H61V207H66L65 204L68 203V200H69V203H71L72 201H75V204H78V200L81 198V195H84V194H83L84 191L87 190V191H86V194H89V196H85V199H83L84 196L82 197V199H83V200H87V202L84 201V203H83V201H82L81 199L79 200V202H82L83 205H85V203H86V205L84 206V209H83V211H82V213L84 212L85 214H89V212H91V211H90V208H93V209L95 208V210H97L96 208H99V206L102 205V207H100V208L103 209L104 207H106V206H110V205L112 206V204H113V205H114V208H115V209H120L121 213H120V211H118V210H117V211L114 210V212H116V214L113 212V218H114V219H113V218H111V219H112V220H115V218L117 217V215H119L118 213H120V217L123 216V217H121V218H122V221H123V222H121V223L123 224V227L125 228V231H126V229L130 230L131 232L133 231V232H132L133 234L131 235L130 232H129V234H128V230H127L126 232H123V231L119 230V233H120V231H121L122 233L125 234V236L123 235L124 238H121V237H122V236H121L122 233H120L121 235H120V238H119V235H118L119 233H116V234H115V236L118 237V239L115 241V242H117L118 245L120 244L119 242H121V241L124 242V243L121 242V243H123V244L126 243V241H127V237H126V235H129L130 238H131V237L135 238V236H134V235H135V234H134L135 231L138 232L139 230H143L142 232H143V234H144V233H146L147 230H148L149 232H152V233H153L152 229H153L155 226H157V224L155 223V226H153L152 223H154V222H151V226H152L153 228H151V230H150L149 228L147 229L146 227H151V226H149V224H148V220L150 219V218H148V217H150V216H149L150 212H151V213H154V212H153L154 208H155V210H156L157 208H159L158 211H157V210H156V211L159 212L160 215H159V214H158V215H159L160 218L158 219V217H156V220L158 219V221H159V223H160V224L158 223V228H159V226H163V227H161V228L159 229L160 231H159L158 229L154 228V231H155V232H154V234L150 233V236H151V237L149 236V233L146 234V235L149 236V238H150V240H151L150 242H152V236H153V240H154L155 238H157V241H156V242H155V241L153 242L155 245H156V243L159 242V241L162 243V244H160V247L163 246L164 251H161L160 247H159V249H160V253H161V252H163V253H162V254L159 253L160 255H158V254L156 253L158 249L156 248V251L154 252V253H156V255H154L153 258H154V257H155V258H156V257L158 258V256H159L158 259L161 258V259L163 260V258H164V261H163L164 263H165V260L167 261L168 259H169V260H172L171 263H173L174 261H173L172 258L176 259L175 256L178 255V252H179V251H180L181 253L183 252V255H184V250H185L186 247L184 246L183 251H182V248H183V247H181L182 245L179 247V245H180L181 242H180L178 239L181 240V238H179V237L175 238V236H173V235H176V234H177L176 229H177V230H180V231H178V234H180L181 237H184V235L188 237V236H189V233H190V235H191L193 231H194L193 234L196 233V232H195V229H196L197 231H198V229L201 230V228H200V226H199V228L197 227V228H195V229H193V230L191 229L192 232H189V233H188V231H191L190 228H189V230L186 231V232H187V235H186V232H185L184 229H185V228L187 229V227H189V226H190L191 228L194 227V226L192 227L191 224H189V226H188V223H190L192 220H196V222H197V219H191L190 222H189V218H188V217H190V216H191V217L194 216L193 218H195V215H197V218H199V219H202V218H203V220H200V221H201V227L203 226V227L205 228V226H209V224H211V223H213V226H212V224H211V226H209V229H205V230H203L204 228L202 227V228H203V229H202L203 232H205L206 230H208V231H206V232L209 234V236L207 235V233H204V234H205V235H204V234H202L201 232H197L198 234L201 233L200 235H203V236L197 235V233H196V235H197V236H195V237H197L196 239H194V237H193V240H189V239H187V237H186V238H183V239H184L183 241H186L185 239H187V241L189 240V242H191V241L193 242V241H197V240H199V241H197V242H193L194 244H193V243H190V246H189L190 248H191V244H192V247H193L194 245L197 246L196 248L193 247V248H191V249H198V250H196V252H195V250H192V252L197 253V258L199 259V262H198V259L193 258L194 255H195L194 257H196V254H194L193 256H192V254H190L192 257H191L190 255H186V254H185L186 256H185V255H184V257L182 256L183 259H184L185 257H186V259H187V260L184 259L185 262L183 261L185 264H187L188 261H189L188 263H190L191 260H192L191 264H193L194 261H195L196 263H198V264H199V263L201 264V263H204V262L206 263V262H207V258H209L208 261H211L212 259H214V258H211V255H212L213 257L215 256V253H213V252L215 251L214 249H216V251L218 250V252H216V251H215V252H216V256L220 258V259H219V258L215 257L216 260L219 259L220 261H219L218 263L215 261L214 264H221V263H222V264H225L223 261H225L227 258H228V259L226 260L227 262H226V261H225V262H226V264H227V263L229 264V263H230L231 261H233L234 259L236 260V258L233 257V256H236V257H237L239 254H242L244 250H247V249H248V246H246L247 244H250V243H252V242H254V241L256 242V240H258V239L254 240L255 238H257L258 236H260V240H259V242H260V241H263L261 238H262V236H264V232H261L260 230H263V231H264V224H263V223H264V222H263L264 220H263V218L261 219V217L259 218V216H262V217H263V215H264V211H263V210H264V208H263V206H264V197H263V196H264V177H263V176H264V173H263V176H262V174H260L261 172H260L259 174H256L255 176H257V175L259 176V177L257 176L256 178H255V176H254V178H253V176H250L251 178H253L252 181L250 180V179H251L250 177H248L249 179L243 178V179H246V180H245L246 182L243 181V179H241V182L248 184L247 182L250 181V182H251L250 185H252V189H250V190L248 189L249 192L246 190V188H244L246 191L243 190V191H245L246 193H243V192H242V195H244V196H241V197H242L243 200H244V198H245L244 201H245L246 203H244V201L241 202V198H240V196H239V194L241 195V191H239L240 193L238 192L239 194L236 195L238 189H237V191H234V192H236V194L233 192V190H232V191L230 190V191L233 192V194H234V195H231V194L229 193V196L231 195L230 198H232V197L235 196V195H236V196H239L240 199H238L236 196H235V197H236V199H238V200L240 201V203H243L242 208H245L244 205H247V206H246V207H247L246 210H247V209H249L250 207H252L253 205H258V204H259V205H261V206H259V207L262 208V209H259L258 206H257V207L255 206V208H254V207H252V208H253V209H256V208H257L258 210H257V209H256V210H253L252 208H251V209H252L253 211L250 210V212H249V211L247 210V211L249 212V214H250V213L252 214V212H257V213H254L255 215H251V217H252V216H253V217H254V216L257 217V214H258V218H259V220L254 219V218H255V217H254L253 220L248 219V220H251V221L246 222L245 220H247V218L250 216V215H248V217H247V215H246L247 211H244L245 209L243 210V209L241 208V210H242L241 212H242V213H241V212L239 213L240 208H239V209H236V210L234 211L235 207H237V206L232 205V208H233V206H234L233 212L229 211L228 213L232 214V213L238 211L237 214H236V213H235V214H232L233 216H234V215L237 216V215L239 214V215H238L239 218L237 219V221H236V222H232V223H237V222L239 221V222H238L239 224L237 223V224H238L239 231H238L237 225L235 226V224H234V228H233V227H232V223H231V226L229 225V226H230V227H229V231H231L232 228H233L234 230H235V228H236L238 232L236 233L235 231L233 232V230H232L233 233L230 232V233H231V236H230L231 239H230V238L227 239V242H228V243L225 241L226 244L223 245V244H224V243H223L224 240H222V239H223V236H222V235H223L224 233H222V235H220L221 233H220L219 235H216V233L218 234V231H219V229H218V231H217V229H216V223H217L218 226H219V224L221 223V228L224 227V226L222 227V223H224V222L226 221V220H224V219H226V218L228 217V215H227L228 213H227V214L224 213V211H226L225 208L228 209V208L226 207V206H228V205H224V204H226L225 202H227L226 200H228V197H229V196L226 194V193H228V190L226 191V188L229 189V188H231V186L229 187V185H228L227 183H226V184L228 185L229 188H228L226 185H224V184H225V183H224L225 180H223V179H225V178H223L222 175H221V176L219 175V172H221L222 169H223L222 166H221L222 164H220V166H218V167H221V168H222L221 170H220V168H219L218 170L216 169L218 173H216V174H214V175H217V176H213V174L211 175V173H210V172H212L211 169H209V171L211 170L210 172H207V173L205 172V173H206V176H207V174L210 173V174L208 175L209 177L207 176V180H209L210 176H213V179H216V178L218 179V180L216 179V182L213 181V180L211 179L212 182L217 183V184H214V185H215V186H214L215 188H214L213 186H212L211 188L208 187V188L212 189L211 192L209 191V193H207V191L205 190V189H207V188L204 189V187H203V191H206V192H202V190H200V191L203 193V194H202L200 191H198L199 188H196V187H200V186H197V184H198L197 182H199L200 177H199V180H197L198 178H195V177H198V170L196 171L197 173L195 172V170H196L197 168H199V167H197V165H196V166H194V168H196V169L191 170V173H192V171H193V173L195 172L196 176H195V174H191L190 172H189V173H190L192 176L189 175V173L186 174L187 176H188V175L191 176V177H189V176L187 177V181L190 180V178H192L193 175L195 176L193 179H196V180H197V181H196V180L194 181L193 179H191V180H193V181H192L193 183H191L190 181H188L189 183H191V184H189V185H192V187H190V188H192L191 191H190L189 188H187L188 186H186V184H185L184 186H186V188L189 189V190H187L188 192H187V191H186V192L183 191V194H182V195H183V198H181V195H180V193H182V192H179V191H181V190L177 191V193L179 192V195H180V196H178L177 193H176V191H175V193H176L175 196H177V197H176L175 199H173V198H174L173 195L171 196L172 198L170 197L171 200L173 199V200L171 201L172 203L169 201V199H168L169 203H168L167 200H165V203H161V204H163V205H161V204H160L159 206L157 205V208H156V207H153V210L151 211V209H150V207H149L150 205H147V207H146L145 204H147L146 202H149L151 199H154V196H155V195L157 196V194H155L156 191H153V190H152L153 188H154V190H155V187H154V186L152 187V189H151V190H152V193H151L150 190H149L150 188L148 189L149 193H151V194L154 193L153 198L150 197V196H151V194H150V196H149L148 198L146 197L147 199H145V201H144L143 199L145 198V196L147 195V193H146V192L142 193V192H140V191H146L148 185H149V187H151L152 184L155 185L154 183H155L156 181H158V180H160V179H162V178H165V177L167 178V175H169V174L171 175V173H169V172H168V174H167V173H166V174L163 173V174H161L162 176H161V175H157V176H160L161 178H160V177H156L155 179H157V180H156L155 182H151V180L154 181V178H151V179L149 180V182H148V180H147V182H145V184H146V185H147V183H149V184H148L147 186L144 184V185L146 186V187H145L143 184H142V185H138V184H140V183H136V184H134V182H136V181H134V180H135V179H136V180L139 179V178H138L139 175H137L138 171H137V173H136V171H135L136 168H135L134 166H133V167H134L135 169L133 168V171H135V173H136V175H137L136 177H137L138 179L133 177L134 179H133V180H132V179H129L130 181H129V180H128V181H129L130 183H129V182L127 183V179L132 175V172H133V171H132V168H131V172H130V169L127 168L128 166H127V165L125 166V165H124L125 163H124V164H123ZM132 163H133V162H132ZM134 163H133V164H134ZM149 163L152 164V161H150ZM149 163H148V164H149ZM126 164H127V162H126ZM128 164H129V163H128ZM133 164H131V165H133ZM151 164H149V165H151ZM232 164H233V162H232ZM232 164L230 163V166H231ZM242 164H243V162H240V163H239V165H242ZM123 165H124V166H123ZM217 165H216V167H217ZM236 165H238V164H236ZM239 165H238V166H239ZM244 165H245V164H244ZM228 166H229V165H228ZM230 166H229V167H230ZM242 166H243V165H242ZM242 166H241L242 169L240 168V170H246V169H249V167H247V166H246V167L244 166L246 169H244ZM125 167L127 168V170H125ZM129 167H132V166H130V164H129ZM231 167H232V166H231ZM231 167H230V168H231ZM225 168H226V167H225ZM225 168H224V169H225ZM114 169H116V168H114ZM128 169H129V171H128ZM226 169H228V167H227ZM229 170L233 171V168H232V169H228V171H229ZM126 171H127V172H126ZM213 171H215V169H214ZM223 171H224L225 174H226V171H227V170H223ZM223 171H222V172H223ZM231 171H229V172H231ZM202 172H204V171H201V170L199 171V174H200L199 176H201ZM243 172H244V171H243ZM243 172L241 171V173H240V172H239V173L242 174ZM247 172H248V171H247ZM130 173H131V174H130ZM133 173H134V172H133ZM135 173H134L132 176H134ZM185 173H186V172H184V174H185ZM205 173H203L202 175L204 176ZM119 174H117V175H119ZM184 174H183V175H184ZM220 174H222V173H220ZM225 174H224V175H225ZM244 174H245V176L250 175L249 173H245V172H244ZM246 174H248V175H246ZM122 175H123V176H122ZM127 175H128V176H127ZM180 175H181V173H180ZM180 175H179V177H181ZM186 175H185V176H186ZM251 175H253V174H251ZM126 176H127V177H126ZM206 176H204V177H202V178H206ZM219 176H220L221 178H220ZM225 176H226V175H225ZM225 176H224V177H225ZM237 176H239V174L236 175V177H237ZM179 177H178V178H179ZM215 177H216V178H215ZM226 177H227V176H226ZM239 177H242V176L240 175ZM243 177H244V176H243ZM262 177H263V179H262ZM130 178H131V177H130ZM158 178H159V179H158ZM166 178H165V179H166ZM169 178H170V177H169ZM184 178L186 179V177H183V179H184ZM202 178H201V180H200L201 182H203V181H202ZM211 178H212V177H211ZM222 178H223V179H222ZM228 178H229V177H228ZM228 178H227V180H229V179L231 180V178H229V179H228ZM260 178H261V180H260ZM115 179H116V178H115ZM165 179H164V181L167 180V179H166V180H165ZM183 179H181L182 183H178L180 187L184 184V180H183ZM220 179H221V180H220ZM233 179H235V177L232 178V180H233ZM112 180H111V181H112ZM178 180H179V179H178ZM178 180H177V182L180 181V180H179V181H178ZM204 180H205L204 182H209V185H208V186L213 185V184H211L212 182H210L211 180H209V181H207L206 179H204ZM227 180H226V181H227ZM238 180L240 181V179H238ZM253 180H254V181H253ZM257 180H259V182H258ZM83 181H84V185L86 186V188H85V186H84V188H83ZM133 181H134V182H133ZM181 181H180V182H181ZM223 181H224V182H223ZM150 182H151L152 184H151ZM160 182H162V181H161V180L158 181V183H160ZM167 182H168V181H167ZM167 182H165V183H167ZM195 182H196L197 184H196ZM201 182H200V183H201ZM204 182H203V183H204ZM228 182H230V181H228ZM78 183H79V184H82V189H81V186L78 185ZM126 183H127V184H126ZM131 183H132L134 186H133ZM185 183H187L186 180H185ZM200 183H199V184H200ZM203 183H202V184H203ZM223 183H224V184H223ZM231 183H232V182H231ZM231 183H229V184H231ZM233 183H234V181H233ZM233 183H232V186H234ZM243 183L240 184V185H243ZM254 183H255V184H254ZM256 183H257V184H256ZM67 184H68V185H67ZM95 184L97 185L98 182H95ZM120 184H119V186H121ZM129 184H130L131 186H130ZM150 184H151V185H150ZM160 184H163V183H160ZM160 184H157V183H156V186H157V187H158V186L160 187ZM180 184H182V185H180ZM222 184H223V185H222ZM235 184H236V182H235ZM262 184H263V185H262ZM135 185H136V186H135ZM187 185H188V184H187ZM194 185H196V186H194ZM206 185H207V184L205 183V184H203L202 186H205V187H206ZM219 185H220V186H219ZM221 185H222L223 187H222ZM236 185H238V184H236ZM236 185H235V187H232V189H233V188H236V187H237ZM256 185H257L258 187H257ZM260 185H262V186H260ZM56 186H57V187H56ZM139 186H142L143 188L145 187V190H144L143 188H139ZM179 186H178L177 189H182V187L179 188ZM184 186H183V187H184ZM202 186H201V188H202ZM58 187H60V188H58ZM77 187H75V189H78ZM116 187H117V185H116ZM121 187H122V186H121ZM121 187H118V188H121ZM159 187H158V188H159ZM217 187H218V188H217ZM245 187H246V186H245ZM255 187H256V188H255ZM47 188H48V189H47ZM57 188H58V189H57ZM62 188H63L64 190H62ZM91 188H90V189H91ZM138 188H139V189H142V190H137ZM193 188H194V189H193ZM213 188H214V190H213ZM224 188H225V189H224ZM238 188H239V187H238ZM259 188H260V189H259ZM67 189H68V191H67ZM135 189H136V191H135ZM164 189H168L167 185H166V187H164ZM177 189H176V190H177ZM184 189H185V188H184ZM195 189H196L197 191H195ZM221 189H224V190H221ZM256 189H257V191L255 192ZM55 190H56V191H55ZM61 190H62V192H61ZM131 190H133V191H131ZM182 190H183V189H182ZM217 190H219V191H217ZM259 190H260V191H259ZM45 191H44V192H45ZM49 191H50V192H49ZM52 191H53V192H52ZM57 191H58V192H57ZM78 191H80V193H79ZM82 191H83V193L81 194ZM88 191H89L90 193H89ZM127 191H128V193H127ZM148 191H147V192H148ZM189 191H190V192H189ZM213 191H214V192H213ZM223 191L226 192V193H224ZM250 191H251V192H250ZM261 191H262L263 193H261ZM47 192H48V193H47ZM69 192H72V193H69ZM98 192H99V191H98ZM100 192H101V191H100ZM196 192H197V193H196ZM216 192H217V193H216ZM257 192H258V193H257ZM54 193H55V194H54ZM75 193H76V194H75ZM125 193H126L127 196L125 195ZM136 193H137V194H136ZM145 193H146V195H145ZM185 193H187V195H186ZM192 193H196V195L199 194L200 196H197V197H199V199H197V197H194V196H196L195 194L191 195ZM200 193H201V194H200ZM204 193H206V195L209 194V195H211V196L214 194V195L212 196V201H214V203L211 201V196H210V199H209V196H208V198H207V197L203 198V197H204V196H203ZM211 193H212V194H211ZM218 193H219V195H220L219 197H218ZM221 193H222V194H221ZM223 193H224V194H223ZM247 193H248V194H247ZM249 193H250V194H249ZM253 193H254V194H253ZM50 194L47 196V198L45 199V201H47V200L49 199L48 197H50ZM61 194H62V198H63V199H62L61 196H60ZM68 194H69V195H68ZM86 194H85V195H86ZM138 194H140V196H142V195L144 194V195L142 196L143 199H142V198H139V195H138ZM184 194H185L186 196H184ZM189 194H190V197H188ZM215 194L217 195L216 197H215ZM225 194H226V196H225ZM55 195H56V196H55ZM78 195H79V196H78ZM117 195H118V196H117ZM129 195H130L131 197H130ZM158 195H159V194H158ZM206 195H205V196H206ZM223 195H224L225 198L228 196L227 199L223 198ZM262 195H263V196H262ZM52 196H51V197H52ZM67 196H68L69 198H68ZM70 196H72V197H70ZM75 196L77 197V199H76ZM116 196H117V197H116ZM125 196H126V197H125ZM128 196H129V197H128ZM134 196H135V197H134ZM245 196L248 197L249 199L246 198ZM249 196H250V197H249ZM252 196H253V197H252ZM257 196H258V197H257ZM41 197H43L42 194H41ZM44 197H45V196H44ZM44 197H43V198H44ZM58 197L62 199L61 202H60V200H58ZM64 197H65V198H64ZM74 197H75V198H74ZM78 197H79V198H78ZM88 197H89V198H88ZM90 197H91V198H90ZM160 197H161V195H160ZM179 197H180L181 199H180ZM184 197H186L188 201H189V200L194 201L195 199H197V201H198V200H199V201H198V203H197V201H194L193 203H192L191 201H189V203H188L187 200L184 201V200L186 199V198H184ZM200 197H201V198H200ZM221 197L223 198L222 201H220V200L222 199ZM251 197H252V198H251ZM261 197L263 198L262 200L260 199ZM52 198H53V197H52ZM70 198H71V199H70ZM114 198H112V200H113ZM128 198H129V199H128ZM132 198H133V199H132ZM135 198H136V199H135ZM150 198H151V199H150ZM156 198H157V197H156ZM158 198H159V197H158ZM191 198H192V199H191ZM214 198H216V199H214ZM218 198H220V200H219ZM254 198H255V200H254ZM256 198L259 199V200L256 201ZM65 199H66V200H65ZM90 199H91L92 201H91ZM138 199H139L140 201H139ZM148 199H149V200H148ZM161 199H163V198H161ZM161 199H159V200L162 201V202H164V199H163V200H161ZM177 199H180L181 201H179V200H177ZM193 199H194V200H193ZM205 199H207V200H205ZM217 199H218L219 201H218ZM233 199H234V198H233ZM251 199L254 200V201L252 202ZM41 200L44 201V199H42V198H41ZM76 200H77V203H76ZM95 200H97V201H95ZM116 200H117V201H116ZM136 200L139 201V204H138V201H136ZM204 200H205V201H204ZM229 200H230V199H229ZM229 200H228V201H229ZM45 201H44V202H45ZM62 201H63V202H62ZM89 201H90V203H88ZM98 201H100V203H98ZM115 201H116V202H115ZM131 201H132V202H136V203L138 204L137 207H138L140 204H142V206H139V207H143V209H145L146 212L144 211L145 213L143 212V215H142V216H139L140 214H142V212H140L139 215H137V213H138L139 211H143V209H138L139 207L137 208L136 205H135V203H132ZM151 201H153V200H151ZM154 201H157V200L155 199ZM166 201H167V206H168V207H166ZM174 201L176 202L175 204H173ZM178 201H179V202H178ZM207 201H208V202L211 201L212 203L209 202V203H208L209 205H208V204L206 203ZM217 201H218V202H217ZM223 201H225V202H223ZM239 201H237L236 203H239ZM94 202H95L96 204H95ZM101 202H104V203L102 204ZM124 202H125V205H124ZM127 202H128V203H127ZM130 202H131L132 204H134V206L136 207L135 210L133 209V207H132V205H131ZM143 202H144V206H143ZM186 202H187V203H186ZM199 202H200V203H199ZM222 202H223V203H222ZM247 202H248V204L250 205L249 208H248V204H247ZM255 202H258V203H255ZM259 202H260L261 204H260ZM69 203L67 204V206H69V205H73V204H74V202H73L72 204H69ZM91 203H92V204H95V206L92 205ZM117 203H118L119 206L117 205ZM121 203H122V204H121ZM149 203L151 204V207H152V204H154V203H158V204H159L160 202L157 201V202H149ZM180 203H181V204H180ZM217 203H218V204H217ZM219 203H220V204H219ZM227 203H229V202H227ZM250 203H252V205H251ZM262 203H263V206H262ZM89 204H90V205H89ZM104 204H105L106 206H105ZM129 204H130V205H129ZM164 204H165V206H164ZM168 204H169V205H168ZM171 204H172L173 206H172ZM177 204H178V205H177ZM193 204H194V205L196 204L197 207H196V206H193ZM197 204H198V205H197ZM200 204H201L202 208L199 209ZM205 204H206V205H205ZM210 204H211V205H210ZM216 204H217V205H216ZM59 205H60V204H59ZM91 205H92V207H90ZM103 205H104V206H103ZM115 205H117V208H116ZM122 205H124V206H122ZM127 205H128V206H127ZM175 205H176V206H175ZM183 205H184L183 209H184L186 212H185L183 209H179V208H181V206H183ZM185 205H186V206H185ZM214 205H216L217 207H215ZM218 205H221V206L218 207ZM223 205H224L225 208L222 207ZM111 206H110V209H109V207H106V208H107L106 210L103 209V212H102V213L100 212L101 209H100V211L98 210L99 213H101V215H100V214H98V212H97V215H99L98 218H99V217H100V218L102 217L101 219L99 218L100 221H101V220L103 221V218H105V215L107 216V214H108V215L111 214V212L113 211V210H111V209H113V207H111ZM125 206H126V207H125ZM153 206H156V204L153 205ZM171 206H172V207H171ZM188 206H189V207H188ZM211 206H212V207H211ZM88 207H89V212H88V210H86V208H88ZM124 207H125V208H124ZM129 207H132V208H129ZM148 207H149V208H148ZM161 207L164 208V210H161V211H162V217H161V213H160V209H161ZM165 207L168 209L167 211H166V208H165ZM173 207H174V208H173ZM175 207H176V211H175V212L177 213V214L175 213L176 216L173 215V213H174L173 211L175 210ZM191 207H192V208H191ZM195 207H196V209H195ZM228 207H229V206H228ZM123 208H124V209H123ZM128 208H129L130 211H131V209H133V211H131V212L128 211V212H130V214H131L132 212H134V213L136 212V215H137L136 217H138V216L140 217V218L138 217L137 220H134L136 223L140 224V227L138 228L139 230H138V229H137V230L135 229V231H134L133 229H132V230L129 229L130 227H133V226H131L132 223L130 224V226H127V223L129 224L130 220H127V222H124V219H123V218H125V216H128V215L125 213V212H127ZM146 208H147V209H146ZM170 208H171L172 213H171V211H169ZM190 208H191V210H190ZM216 208H218V209H216ZM223 208H224V209H223ZM229 208H230V207H229ZM93 209H92V210H93ZM108 209H109V211H108ZM125 209H126V210H125ZM136 209H138L139 211H136ZM149 209H150V210H149ZM201 209H202L203 212L205 211V212H209V213L212 212V213H211V215H210V214L208 215V213H206V214L208 215L207 218H206V216L204 215V214H205V212H204L203 215L200 214V216H201V218H200V216H199L198 214H199L200 212L202 213ZM85 210H86V212H85ZM124 210H125V212H124ZM147 210L150 211V212L148 211L149 214H148ZM188 210H189V211H188ZM193 210H194L195 212H194ZM228 210H229V209H228ZM230 210H231V209H230ZM260 210H262V211L259 213L258 211H260ZM110 211H111V212H110ZM122 211H123L124 214L122 213ZM156 211H155V212H156ZM197 211H198V214H193V215H192V213H196ZM214 211H215V212H214ZM220 211H221V212H220ZM109 212H110V213H109ZM128 212H127V213H128ZM157 212L154 213L156 216H157ZM165 212H166V213H165ZM168 212H170V214H169ZM183 212H185V213L188 214V215H186V214L183 213ZM188 212H189V213H188ZM226 212H227V211H226ZM84 213H83V214H84ZM146 213H147V214H146ZM214 213H215V214H214ZM220 213H221V214H220ZM222 213H223V214H222ZM244 213H245V214H244ZM85 214H84V215H85ZM114 214L116 215V217H115ZM122 214H123V215H122ZM144 214H145L146 216H147V215H148V216L145 218V215H144ZM164 214H166V215H164ZM168 214L170 215L169 218L167 219L169 222H166L167 220L164 222L165 217L167 218V215H168ZM171 214H172V215H171ZM190 214H191V215H190ZM213 214H214V215H213ZM225 214H226V215H225ZM242 214H243V215H242ZM247 214H248V213H247ZM261 214H262V215H261ZM124 215H125V216H124ZM131 215H132V214H131ZM133 215H135V214H133ZM150 215H151V214H150ZM152 215H153V214H152ZM155 215H154V217L152 216V218H154V221H155ZM181 215H182V216H181ZM189 215H190V216H189ZM217 215H218V216L221 215V216L218 217ZM245 215H246V216H245ZM111 216H112V214H111ZM143 216H144V217H143ZM178 216H181V218L178 217ZM202 216H203V217H202ZM212 216H213V217H212ZM224 216H226V218L223 219ZM244 216H245L246 218H245ZM120 217H119V219H118V218H116V219L120 220V219H121ZM128 217H129V216H128ZM128 217H127V218H128ZM171 217H173V219H172ZM177 217H178V218H177ZM184 217H185V218H184ZM186 217L188 218V220H187ZM191 217H190V218H191ZM214 217H215V218L218 217V218H216L217 220L215 219L216 222H215V220L213 219ZM243 217H244V219H243ZM106 218H110V217L107 216ZM130 218H131V217H130ZM143 218H145L146 220H147V218H148L147 222L142 221V220H144ZM162 218H164V219H162ZM179 218H180L181 220H180ZM182 218H183V219H182ZM205 218L208 219V220L205 221V220H206ZM233 218H235V217H233ZM258 218H257V219H258ZM111 219H109V220H108V219H105L104 221H105L106 224H107V223L109 224V222L112 221ZM128 219H129V218H128ZM139 219H142V220H139ZM170 219H171V220H170ZM175 219H176V220L179 219L180 223H181V221H182V226H181V224L178 223V221L176 222ZM185 219H186V220H185ZM204 219H205V220H204ZM209 219H210V221H211V220H212V221L210 222ZM239 219H240V220H239ZM107 220H108V222H106ZM146 220H145V221H146ZM160 220H161V222H160ZM173 220L175 221V226L172 227V224H174V223H173V222H174ZM233 220H234V219H233ZM104 221H103L102 223H104ZM125 221H126V219H125ZM134 221H133V224H134V226H135L134 228H137L138 226H136V224H135ZM140 221H142V222H140ZM150 221H152V219H151ZM171 221H173V222H171ZM183 221H187V222H186L187 226H186V224H184L185 222H183ZM202 221H205V223H209V222H210V223H209V224H205V223L202 222ZM219 221H220V222H219ZM240 221H241V222H240ZM242 221H243V222H242ZM253 221L255 222V223H254V226H256V224H257L256 228L254 227L255 230H253V226H252ZM214 222H215V223H214ZM250 222H251V223H250ZM143 223H144V224H143ZM145 223H146V224H145ZM149 223H150V222H149ZM161 223H162V224H161ZM168 223H169V224H168ZM170 223H171V224H170ZM177 223L179 224V226H178L179 229L176 228V224H177ZM194 223H195V222H194ZM247 223H248V224H247ZM124 224H125V226H124ZM142 224H143V226H142ZM165 224H168V226H165ZM192 224H193V223H192ZM199 224H200V223H199ZM224 224H225V226L227 227V221H226ZM240 224H242V226H245V227L240 226ZM259 224H261V226H262L263 228H261V226H259ZM109 225H110V224H109ZM183 225L186 226V227H184L183 230H182V231H184V233L181 231V228L183 227ZM126 226H127V227H126ZM144 226H145V227H144ZM170 226L172 227V229H173V228H176V229H173V230H175V233H176V234L173 233V232H174L173 230H172V231H169V229H171ZM196 226H198V224H196ZM196 226H195V227H196ZM214 226H215V227H214ZM239 226L242 227L243 232H242V230L240 231V227H239ZM247 226L250 227V230L248 229ZM251 226H252V227H251ZM123 227H122L121 229H123ZM167 227H168V228H167ZM210 227H211V228H210ZM231 227H232V228H231ZM246 227H247V228H246ZM143 228H144V229H143ZM165 228H166V229H165ZM207 228H208V227H207ZM218 228H219V227H218ZM230 228H231V229H230ZM146 229H147V230H146ZM212 229H214V230H212ZM215 229H216L217 232L215 231ZM244 229H245V231H244ZM246 229H247L248 231H246ZM258 229H259V231L261 232V234H260L259 231H257ZM123 230H124V229H123ZM144 230H146V232H145ZM156 231H157V233H156ZM158 231H159V232H158ZM162 231H163V232H162ZM168 231H169V232H168ZM209 231L212 232L211 235H210V232H209ZM256 231H257V232H256ZM137 232H136V235H137V236H138L140 233H142V232H140V233H137ZM160 232H161V233H160ZM164 232H167V234L165 235ZM180 232H181V233H180ZM215 232H216V233H215ZM220 232H222V230H221ZM239 232H241L242 234H239ZM255 232H256V233H255ZM126 233H127V234H126ZM155 233H156V235H155ZM159 233L161 234V236H159V235H160ZM171 233H173V234H171ZM230 233H228V234H230ZM244 233H246V234H244ZM257 233H258L257 236L254 235V234H257ZM262 233H263V235H262ZM170 234H171V236H173V238L171 237V238L169 239V241H168V238L170 237ZM178 234H177V235H178ZM181 234H183V236H182ZM214 234H215V235H214ZM234 234H235V235H234ZM249 234H251V235H249ZM252 234H253V237H252ZM259 234H260V235H259ZM140 235H142V234H140ZM163 235L167 236V239H166V238H163V237H165V236H163ZM168 235H169V236H168ZM177 235H176V236H177ZM194 235H195V234H194ZM206 235H207L208 237H207ZM225 235H226V234H225ZM225 235H224V238H226ZM232 235H234L233 238H232ZM240 235H242V236H243V235H246V236H245V237H244V236H243V237H242V236L239 237ZM115 236H114V237H115ZM129 236H128V239H129L130 244H129V243H126V244H125L126 246H125V245H121V246L123 247L122 249H120V246H119V250H120V251H121V250H124V251H125L126 248H128V247L130 248V247H131V250H132V251L135 250V252L137 253V250L140 249V244H143V243H145V245L147 244V243H146V241H147L146 238H148V237H146V236H144V237H146V238H144L145 240H144L143 237H142L143 235H142V236H138L139 238L142 237V239H143L144 241L139 240V239H138V241H137V239H134V240L132 241L133 238L130 239ZM157 236L162 237V239H161V238L159 239ZM204 236H206V237H204ZM211 236H213V239H214V240L212 239ZM214 236H215V238H214ZM219 236H220V237H219ZM228 236H229V235H228ZM125 237H126V239H125ZM138 237H136V238H138ZM201 237H202V238H201ZM209 237H210V239H209ZM238 237H239V238H238ZM246 237H248V239H247ZM149 238H148V239H149ZM198 238H199V239H198ZM203 238H204V239L207 238V240H204ZM216 238H217V239H216ZM221 238H222V239H221ZM236 238H237V241H239L240 239L242 240V238H243L244 244L242 243L243 245H242V244L240 245V244L236 241ZM249 238H252V239H249ZM253 238H254V239H253ZM114 239H115V238H114ZM122 239H125L126 241H125V240H122ZM158 239H159V240H158ZM176 239H177V242L179 241V242H178L179 245H178V243L175 241ZM190 239H192V236L190 237ZM201 239H202V240H201ZM219 239H220V242H219ZM118 240H119V241H118ZM120 240H121V241H120ZM135 240H136L137 242H135ZM200 240H201V241H200ZM208 240H210V241L212 240V241H214V242L216 241V243L214 244V242H212V241H211V243H210V241H208ZM217 240H218V244H217ZM221 240H222V241H221ZM225 240H226V239H225ZM228 240H230V241H228ZM245 240H246V242H245ZM247 240H248L249 242H248ZM131 241H132V243L135 242L134 245L132 244L133 247H134V250H133V248H132V246H131ZM139 241H142L143 243H142V242L139 243ZM165 241H166L167 244H166V243L164 244ZM172 241L174 242V243H173V247H174L175 249H176V247L178 246L177 249H176L177 251H176V250H172V249H174V248L171 249V247H172ZM202 241H205V244H204V242H202ZM206 241H207V242H206ZM243 241H241V242H243ZM148 242H149V241H148ZM160 242H159V243H160ZM168 242H170V243H168ZM235 242H237L239 245H238V244L236 245ZM239 242H240V241H239ZM257 242H258V241H257ZM137 243H139L138 246H136ZM159 243H158L157 245H159ZM176 243H177V246H174V244L176 245ZM196 243H197V244L200 243V245H197ZM127 244H128V245H127ZM154 244L151 243V244H149V245L155 246ZM184 244H185V243H184ZM187 244H188V242H187ZM187 244H186V246H187V248H189V247H188L189 244H188V245H187ZM203 244H204V245H203ZM209 244H210V245H209ZM233 244H234V245H233ZM245 244H246V245H245ZM143 245H144V244H143ZM143 245H142V246H143ZM145 245L143 246V247H144L143 249H145V247H146ZM149 245L147 244L148 247H149ZM157 245H156V246H157ZM166 245H168V246L171 245V247H170V248H169V247H165ZM206 245H207V246L209 245V246L206 247ZM211 245H212V247L209 248ZM218 245H219V246H218ZM220 245H221V246H220ZM226 245H227V246H226ZM229 245H230V246H229ZM124 246H125V247H124ZM156 246H155V247H156ZM204 246H205V248H204ZM228 246H229V247H228ZM231 246H232V247H231ZM233 246H235V247H233ZM237 246H239V248H237ZM240 246H241L242 248H241ZM249 246H250V245H249ZM138 247H139V248H138ZM148 247H147L146 249H148ZM150 247H151V246H150ZM199 247H201V249H199ZM202 247H203V249H202ZM250 247H251V246H250ZM250 247H249V248H250ZM129 248L126 250V252L129 250ZM135 248H137V250H136ZM152 248H153V247H152ZM167 248H168V249H167ZM178 248H180V249H178ZM187 248H186V250H187ZM190 248H189V252H190ZM212 248H214V249H212ZM217 248H218V249H217ZM225 248H227V251L230 252V253H228V252L226 251V252H227V255H228L229 257L226 258V256H227V255H226V252H225L224 255H217V253H219V251H222V249H225ZM235 248H236V249H235ZM240 248H241V249H240ZM149 249H150V248H149ZM165 249H166L167 251H166ZM204 249H205L206 251H205ZM207 249H209V250L212 249V250H214V251L210 252V251L207 250ZM230 249H231V250H230ZM238 249H239V251H238ZM140 250H142V249H140ZM152 250L154 251V248H153ZM169 250H172V251H169ZM232 250H233V251H232ZM234 250L237 251V252H239V253L235 252ZM242 250H243V251H242ZM142 251H143V250H142ZM149 251H151V250H148L146 253H145V251H143V252L138 251V252L143 253V254L145 253V254H147L148 256L145 255V254H144V255H143V254H140V253H139V255H138V253H137L138 258H137V255H136V256H132V255H134L133 253H130L131 255L128 254V256H131V257H133V258L135 257L136 260H137L138 262H139L138 259H140V258H139L140 256H142V257H143V256H144V257H147V260H150L151 258L148 259V257L152 256V254H151V255L148 254ZM153 251H152V253H153ZM165 251H166V252H165ZM197 251H199V252H203V253L200 254V253L197 252ZM204 251H205V252H204ZM241 251H242V253H240ZM118 252H119V251H118ZM126 252H123L122 255L125 256V255L127 254ZM128 252H129V251H128ZM130 252H131V251H130ZM135 252H134V253H135ZM158 252H159V250H158ZM169 252H170V253H169ZM180 252H179V255H182V254H180ZM189 252H188V250H187V252H185V253H188V254H189ZM121 253H122V252H121ZM124 253H126V254H124ZM176 253H177V254H176ZM190 253H191V252H190ZM204 253H205V254H204ZM211 253H212V254H211ZM169 254H172V255H171L172 257H171ZM209 254H210V257H206V256H208ZM213 254H214V255H213ZM167 255H168V256H167ZM174 255H175V256H174ZM201 255H202V256H203V255H206V256H205V257L203 256V257H204V258H203ZM169 256H170V257H169ZM187 256H188V257H191V258H188ZM239 256H242V255H239ZM165 257H166V258H165ZM167 257H168V259H167ZM176 257H178V256H176ZM182 257H181V259H182ZM221 257H222V259H225V260H222ZM232 257H233V258H232ZM153 258H152V259H153ZM155 258H154V261H153L152 259H151V260H152L155 264H158V262H157L158 260L155 261ZM157 258H156V259H157ZM145 259H146V258H145ZM161 259H160V260H161ZM178 259H179V257H178ZM181 259H180V260H181ZM183 259H182V260H183ZM193 259H194V260H193ZM200 259H201V260H200ZM202 259H203V260H202ZM215 259H214V260H215ZM230 259H231V260H230ZM151 260H150V261H151ZM160 260H159V261H160ZM162 260H161L160 262H162ZM196 260H197V261H196ZM229 260H230V261H229ZM235 260H234L233 262H231L230 264H234V263H235V264H237V263L239 264V261L236 262ZM150 261H149V262H150ZM152 261H151V262H152ZM175 261H176V260H175ZM200 261H201V262H200ZM212 261H213V260H212ZM138 262H135V263H138ZM140 262H141V260H140ZM178 262H179V260L177 261V263H178ZM181 262H182V261H181ZM181 262H179V264H182V263H183V262H182V263H181ZM154 263H150V264H154ZM169 263H170V261H169ZM174 263H175V262H174ZM174 263H173V264H174ZM177 263H176V264H177ZM209 263H210V262H209ZM161 264H162V263H161ZM165 264H167V263H165ZM194 264H195V263H194ZM206 264H207V263H206ZM210 264H213V263H210Z\"/></svg>", "mask_w": 264, "mask_h": 264}]
</instances>
